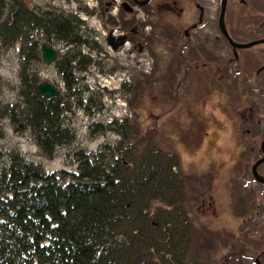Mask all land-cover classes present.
Listing matches in <instances>:
<instances>
[{
  "label": "rangeland",
  "instance_id": "1",
  "mask_svg": "<svg viewBox=\"0 0 264 264\" xmlns=\"http://www.w3.org/2000/svg\"><path fill=\"white\" fill-rule=\"evenodd\" d=\"M14 1L5 0V3L9 5ZM16 1L36 13L51 12L78 19L81 22L78 34L85 44L66 46L51 38L49 41L41 31L31 32L30 36L40 45L46 43L58 51L56 60L46 64L41 58L40 47L36 56L26 55L21 45L4 46L0 40V108L7 104L22 105L23 81L26 77L32 79L34 75L38 81L57 85L59 95L67 98L70 110L64 113L63 121L75 134L70 144L56 146L52 156H47L35 143L30 128L16 130L10 119L4 116L0 118V154L6 161L10 152H18L46 172L59 168L76 170V150L92 153L102 144L113 145L119 138L109 130L93 132V123L105 126L112 119L133 115L129 100L133 98L135 81L144 79L150 84L152 77L163 76V80L155 83L150 92L158 93L157 84L164 82L171 90L172 99H161L145 91L142 101L140 98L143 110L137 112L143 124H157L163 134L172 136L184 172H194L198 177L207 171L212 173L213 186L208 193L198 201H191L190 214L194 224L213 233L208 245L204 243L205 235H199L200 245L206 246L200 255L209 264H256L255 257L264 249V189L263 185L253 181L254 178L251 179L249 169L244 167L245 160L252 155L251 148L255 152L259 146L258 139H248L250 136L245 129L251 125L248 121L255 119V112L261 106L260 99L254 93H238V89L233 87L224 93L197 91L201 83L198 84V78L192 76L193 50H180L182 31L190 25L193 12H188L189 9L181 3L185 15L164 9L153 15L149 6L146 10L150 12L149 24L138 30L140 33L144 31V50H139L137 42L114 49L106 43L110 29L109 25H104L107 18L100 16L108 5L111 6L109 11L113 6L119 9L118 4L111 3L112 0ZM155 1L151 6L154 10ZM243 1L244 4L238 0L230 1L228 23L231 30L236 31L235 35L240 36L243 42L264 38V0ZM120 12L122 17L128 18L124 11ZM138 17L143 19L144 15L140 13ZM136 33H130L134 40L140 37ZM213 34L215 41L219 40L213 51L230 53L231 48L221 41L217 29ZM181 52L186 54L185 64L179 63L183 59ZM240 53L244 56L263 54L264 45L241 50ZM62 57L66 58L64 64L70 69V91L75 90V95L69 96L59 67ZM176 58L178 61L174 60ZM79 60L86 61V66ZM262 62L264 58L260 60ZM171 74L174 78L167 81L166 76L168 78ZM146 87L149 89V85ZM168 136L166 142L172 149L174 142ZM260 168L264 170V166ZM201 180L206 178L201 177ZM202 191L198 187L193 193L198 195ZM234 246L240 255L229 263L226 256ZM259 260L264 264V255ZM202 262L198 260L195 264H205Z\"/></svg>",
  "mask_w": 264,
  "mask_h": 264
},
{
  "label": "trees",
  "instance_id": "2",
  "mask_svg": "<svg viewBox=\"0 0 264 264\" xmlns=\"http://www.w3.org/2000/svg\"><path fill=\"white\" fill-rule=\"evenodd\" d=\"M72 19L0 0V40L4 46L17 43L34 56L40 47L30 36L35 30L49 41L83 46L81 22ZM180 55L179 63L185 64L187 58ZM61 60L69 96L75 95L66 58ZM82 64L85 67L86 61ZM173 78L166 76L167 81ZM160 80L163 76L152 77L150 84L135 81L129 100L133 115L105 126L93 123V132L109 130L119 138L92 153L76 150V170L46 172L18 152H10L8 162L0 154V264H209L200 255L206 246L199 240L205 235L208 245L213 233L194 224L190 209L191 201L203 198L213 186L212 173L204 172L202 181L194 172H184L172 136L157 124H143L138 114L143 110L140 98ZM23 82L22 105H4L0 118L8 117L16 130L30 128L40 150L52 156L56 146L74 140L63 121L70 104L59 94L42 97L34 75ZM163 85L158 83V93H150L172 99L169 86ZM167 136L174 142L172 149ZM198 187L203 191L197 195L193 192ZM230 252L229 263L240 255L235 246Z\"/></svg>",
  "mask_w": 264,
  "mask_h": 264
},
{
  "label": "flooded vegetation",
  "instance_id": "3",
  "mask_svg": "<svg viewBox=\"0 0 264 264\" xmlns=\"http://www.w3.org/2000/svg\"><path fill=\"white\" fill-rule=\"evenodd\" d=\"M143 1L144 0H112L111 3L114 5L118 4L119 9L113 6V9L109 11L111 6L108 5L109 7L106 8L107 10L103 11L104 14L101 13L100 16L107 18V23L104 25H109L110 27L106 36L107 45L117 49L127 44L137 42L139 50H144V44H146L144 31L140 33L138 30L145 29L146 25L149 24L148 18L151 11L154 15L158 11L164 9V11L178 13V15L181 16L184 14L183 8L187 7L189 9L188 12H193L190 25L182 31L183 36L180 39V50L187 51L190 48L193 50L191 65L192 76L198 78V84L201 83L197 91L199 93H204L205 91H222L224 93L228 91V88L233 87L238 89V93H254L255 97L260 99L261 106L256 112L254 111L255 119L249 120L248 122L251 123V127L249 126L245 129L247 132L246 134L250 136L248 139L259 140L257 150L255 152L254 148L250 150L252 154L251 157L244 156L248 158L245 160L246 164L244 163V168L245 170L249 169L250 176L252 177L251 179H253L254 177L251 170L252 165L262 156L260 144L264 140V62L260 63V60L264 58V53H255L250 56L246 55V57L240 53L241 49L236 50V52L233 51L232 46H230L226 38L223 37L218 25L221 0H149L143 7H140L136 3ZM154 1L157 3L155 10L151 8ZM230 1L231 0H227L224 13L226 31L233 41L244 43L239 38L240 36L237 37L235 35L236 31L231 30L229 26L228 8ZM238 1L244 4L243 0ZM181 3H184L183 8L180 7ZM149 6L150 12H146ZM120 10L124 11V13L128 15V18L122 17ZM140 13L144 15L143 19L138 17ZM132 27H136L137 33ZM128 28L129 31H127ZM214 29H217L221 41H224L227 46L231 48L230 53H217L213 51L214 46L219 45L216 43L219 42V40L215 41L216 37L213 34ZM131 31H135V35H139L140 37L134 40L130 34ZM184 56L186 57V54H184ZM244 96L246 97V95ZM237 99H239V96H237ZM253 109L255 110L254 107ZM262 166H264V162L257 166V172L264 176V170L260 168ZM253 181H255V179H253ZM253 181L251 180L250 182L254 183ZM259 184L263 185L264 189V184ZM263 255L264 249L255 257L254 261L256 264H263V262L259 260Z\"/></svg>",
  "mask_w": 264,
  "mask_h": 264
},
{
  "label": "water",
  "instance_id": "4",
  "mask_svg": "<svg viewBox=\"0 0 264 264\" xmlns=\"http://www.w3.org/2000/svg\"><path fill=\"white\" fill-rule=\"evenodd\" d=\"M148 1L149 0H144L143 2H136V3L140 7H143L148 3ZM226 4H227V0H221V10H220V15H219L218 25H219V29L223 37L226 38L229 45L232 46L233 51L236 52V50L238 49L243 50V49H248V48H252L255 46L264 45V38H258V39H254V40L244 42V43H237L230 38L228 32L226 31V27L224 24V13L226 10ZM40 51H41V58L43 62L46 64H50L54 62L56 58L58 57V51L56 50V48L46 43H42L40 45ZM37 91L42 97H45L48 99L56 97L59 94V88L57 85H55L52 82H48L44 80L40 81L37 84ZM260 146L262 150V156L253 163L251 170H252V175L254 179L257 182L264 184V176L257 172V166L261 164L262 162H264V140L261 142Z\"/></svg>",
  "mask_w": 264,
  "mask_h": 264
}]
</instances>
